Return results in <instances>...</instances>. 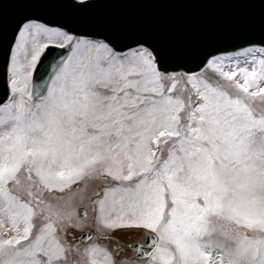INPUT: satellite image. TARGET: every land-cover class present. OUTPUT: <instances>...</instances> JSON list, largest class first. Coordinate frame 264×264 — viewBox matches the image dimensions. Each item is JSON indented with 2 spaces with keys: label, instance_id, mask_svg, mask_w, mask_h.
Returning a JSON list of instances; mask_svg holds the SVG:
<instances>
[{
  "label": "snow or ice",
  "instance_id": "obj_1",
  "mask_svg": "<svg viewBox=\"0 0 264 264\" xmlns=\"http://www.w3.org/2000/svg\"><path fill=\"white\" fill-rule=\"evenodd\" d=\"M27 2L34 14L4 38L0 264H128L98 243L121 229L147 230L150 264H264V112L249 103L264 95L251 90L264 48L259 68L225 71L230 57L164 33L125 35L101 11L110 0ZM52 48L71 51L34 92ZM188 62L218 79L169 71ZM92 224L91 243L68 239Z\"/></svg>",
  "mask_w": 264,
  "mask_h": 264
},
{
  "label": "water",
  "instance_id": "obj_2",
  "mask_svg": "<svg viewBox=\"0 0 264 264\" xmlns=\"http://www.w3.org/2000/svg\"><path fill=\"white\" fill-rule=\"evenodd\" d=\"M110 4L101 11L106 19L117 23L125 35L164 33L201 53L214 55L253 44L264 46V0H110ZM34 12L27 0L0 3V98L4 96L7 82L4 38L11 37L17 23ZM126 49L122 47V51ZM68 54L69 49L48 51V59L38 65L33 74L34 92L42 90L48 82V74L53 71L51 58L59 59ZM197 63L188 62L183 67L173 65L169 71H197L201 69ZM87 235L91 233L83 232L78 237ZM149 243L146 238L143 245L135 243L133 246H139L142 251L134 252L133 257H147L151 252V248L146 247Z\"/></svg>",
  "mask_w": 264,
  "mask_h": 264
},
{
  "label": "rangeland",
  "instance_id": "obj_3",
  "mask_svg": "<svg viewBox=\"0 0 264 264\" xmlns=\"http://www.w3.org/2000/svg\"><path fill=\"white\" fill-rule=\"evenodd\" d=\"M247 48H253V52L251 53H243L241 55H237L238 53H242L244 49H247ZM259 48H264V47H259V46H248V47H245V48H242V49H239L237 51H234V52H229V53H223V54H219V55H223V56H227V57H230V60L226 59L225 60V71H228V70H234L236 67H237V61L239 62V67H244V68H247L249 70V72H251L252 68L253 67H257L259 68V66L257 64H253L252 63V60H253V57L255 56L256 60H259L261 58L260 54L255 52V49H259ZM71 51V49H70ZM128 50L125 51V53H127ZM199 74H201L202 76H205L207 79H209L210 82H215L217 79H218V76L213 72V70L211 69H204L202 71V69L198 70V71H195ZM178 73H181V72H178ZM241 79V82H242V78ZM223 83V82H222ZM259 87H264V81H257V86L251 90H256L258 91V88ZM30 88H31V84H30ZM185 88V84L183 81H181L180 83L177 84V88H176V92H175V95H181L182 94V90ZM187 95L188 93L186 91L183 92V96L185 98V100L187 99ZM249 103H250V106L255 110V112L257 113H262L264 112V95H258L257 97L255 98H249ZM183 117H184V114L182 113L181 114V118H182V121H183ZM98 186H102L101 182H96V183H92L89 185V193H93L94 191L97 190ZM45 195H47L45 193ZM83 208L84 211H86L88 213V216L89 217H93L96 213L93 211L92 207H85V206H80L78 208V211H80V209ZM35 224L37 226V228L40 226V220L37 219L35 221ZM10 228V225H8L7 223H5L4 225V228L3 229H0V234H3L4 231L6 229ZM84 230H91L93 232V238L96 239L98 236H101L102 233L101 232H97L96 230V227L94 224H92L90 227L88 228H85ZM143 230V229H141ZM123 230L117 232V234L113 235L111 234L112 236H116L117 238H120V237H123V239H125V242L128 243L127 246H129L134 240L138 239L141 235V231H137V230H134L132 231L134 233V236L135 237H131L130 239H127L126 240V232L123 234L122 233ZM72 236V233H69V236H68V239L71 240V236ZM132 236V235H131ZM3 238L7 239L8 236L7 235H3ZM74 244H79L81 247H84L86 243H91V241H87V242H81V241H73ZM98 243L100 244L101 247H107L109 250L115 248L116 244L118 243L119 246H120V256L118 257V259L120 258H123L125 259L128 264H150V257L147 258L146 260L144 261H137V260H131L128 258V254H130V252L128 251H131L128 249V247H126L125 245H121L118 240H107V239H99ZM122 247H125V249H128V250H124Z\"/></svg>",
  "mask_w": 264,
  "mask_h": 264
},
{
  "label": "flooded vegetation",
  "instance_id": "obj_4",
  "mask_svg": "<svg viewBox=\"0 0 264 264\" xmlns=\"http://www.w3.org/2000/svg\"><path fill=\"white\" fill-rule=\"evenodd\" d=\"M125 232L127 233L126 236H125V237H126V240H127V239H130L131 237H134V233H133V232L131 233L130 230H126V229H124L122 233L124 234ZM113 234H114V233H113ZM131 235H132V236H131ZM113 239L118 240V242H119L121 245H123V246L125 245V246L128 247V249L130 250V246H131L132 243H131L129 246H127L128 243L125 242V239H123V237L117 238L116 236H113ZM122 248H123L125 251L128 250V249H125V247H122Z\"/></svg>",
  "mask_w": 264,
  "mask_h": 264
}]
</instances>
